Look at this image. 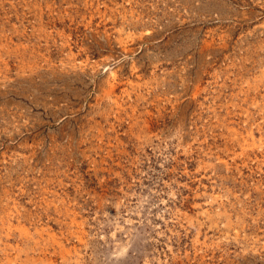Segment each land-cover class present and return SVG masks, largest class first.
<instances>
[{
    "label": "rangeland",
    "instance_id": "obj_1",
    "mask_svg": "<svg viewBox=\"0 0 264 264\" xmlns=\"http://www.w3.org/2000/svg\"><path fill=\"white\" fill-rule=\"evenodd\" d=\"M0 264H264V0H0Z\"/></svg>",
    "mask_w": 264,
    "mask_h": 264
}]
</instances>
